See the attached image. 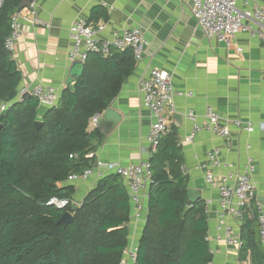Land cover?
<instances>
[{"label": "trees", "instance_id": "16d2710c", "mask_svg": "<svg viewBox=\"0 0 264 264\" xmlns=\"http://www.w3.org/2000/svg\"><path fill=\"white\" fill-rule=\"evenodd\" d=\"M23 0H3L0 9V102L18 89L21 74L5 47L11 17ZM131 50L92 54L83 76L68 86L58 106L40 114L34 97L22 98L0 115V264H122L129 245L132 206L122 177L98 181L73 212L48 205L53 198L74 201L76 188L64 184L94 166L98 131L89 125L117 98L133 73ZM42 125L37 127L36 123ZM152 185L139 241L137 264H211L206 203L188 202L189 177L179 133L172 127L150 158ZM241 260L264 264V245L253 206L244 216Z\"/></svg>", "mask_w": 264, "mask_h": 264}, {"label": "crops", "instance_id": "0c3cea01", "mask_svg": "<svg viewBox=\"0 0 264 264\" xmlns=\"http://www.w3.org/2000/svg\"><path fill=\"white\" fill-rule=\"evenodd\" d=\"M248 0H238L241 8ZM23 0L22 7H25ZM39 24L21 19L23 33L12 53L21 74L16 100L22 91L43 84L55 88L60 100L70 78L73 63L70 28L78 21L103 24L100 38H109L125 30L139 27L148 42L141 61L124 82L121 92L108 109L113 115H98L91 121L90 131H98L91 156L95 163H117L121 166L150 159V131L154 118L143 104L140 83L151 69L163 70L171 76L175 87L177 112L167 113L170 129L176 127L184 153V174L189 177L188 190L201 193L208 217L210 248L216 254L211 264H252L250 257L241 260L238 250L219 239L217 229L221 216L219 193L207 184L206 177L230 171L242 172L252 167L255 184L253 205L264 209V133H248L234 122L264 125V42L248 33H241L232 47L207 39L192 16V0H34ZM264 9V0H257ZM21 7V8H22ZM241 47L242 53L237 49ZM73 85V84H72ZM60 102V101H59ZM213 108L228 125L229 137L209 131L199 133L191 143L184 139L193 124L185 117L193 111L204 123L208 108ZM47 108L40 107L43 115ZM220 153L226 170L213 167L208 158ZM99 180L89 178L65 186L76 188L75 201L81 202L95 189ZM148 207V203H147ZM147 215V212L146 214ZM143 221H130V240L139 243L145 227ZM146 222V220H145ZM244 217H227L232 232L241 233Z\"/></svg>", "mask_w": 264, "mask_h": 264}, {"label": "built area", "instance_id": "2783aa9c", "mask_svg": "<svg viewBox=\"0 0 264 264\" xmlns=\"http://www.w3.org/2000/svg\"><path fill=\"white\" fill-rule=\"evenodd\" d=\"M192 16L197 27L203 35L210 40H216L227 47H232L239 34L248 33L253 37L259 38L264 42V9L257 0H248L243 9L239 6L238 0H192ZM3 0H0V9ZM21 19L28 20L33 25L39 24L40 19L35 2L17 10L11 17L12 31L5 41L6 49L13 53L15 45L23 33V27L20 24ZM105 30V25H92L85 21H78L70 28V39L72 47L69 51V61L71 63L85 64L89 56L99 54L103 57L110 56L112 51L131 50L136 61H141L143 51L148 42L143 30L139 27L125 30L112 37L101 39L99 36ZM242 53L243 49H237ZM140 92L143 96V104L150 111L154 118L151 126L150 158L157 152L162 137L170 131L167 113L177 112L175 100V87L171 76L163 70L151 69L147 76L141 80ZM30 94L34 97L40 107L47 109L58 106L60 101L59 93L55 88L37 85L31 90L22 91L21 95ZM23 98V97H22ZM21 100V99H20ZM19 100V101H20ZM18 102H0V115L6 114L9 108ZM187 120L193 124L191 133L184 139V142L191 143L195 137L203 132L209 131L219 137H229L230 130L228 125L222 120L213 108H208L204 123L198 122V117L193 111L185 114ZM92 123L97 125V117L92 119ZM235 127L243 129L248 133L255 130L264 133V125L255 127L253 124H247L241 121L234 122ZM218 151L209 155L213 167L228 169L229 165L221 162ZM252 167H248L242 172L230 171L229 174L216 177L209 173L206 177L207 184L218 191L221 216L217 229L219 239H223L227 246L240 252L243 245L241 233L232 232L226 224L227 217H244L248 214L253 217V203L255 198V184L252 179ZM183 172L185 170L182 168ZM116 174L122 177L127 193L130 197L132 206V218L137 222L147 220L148 214V193L152 185V164L149 160L140 161L126 167L117 163H104L97 161L93 167L86 169L82 175L70 176L67 183L74 184L79 180H88L96 178L100 180L107 175ZM79 205L80 202L70 201L68 199L53 198L48 205H55L59 209L66 208L71 204ZM79 203V204H78ZM257 220L259 224V234L264 245V209L262 206L255 207ZM207 241L210 238L207 236ZM138 246L135 241L129 239V245L125 252L122 264H137ZM214 257L215 249H211Z\"/></svg>", "mask_w": 264, "mask_h": 264}, {"label": "water", "instance_id": "95a60500", "mask_svg": "<svg viewBox=\"0 0 264 264\" xmlns=\"http://www.w3.org/2000/svg\"><path fill=\"white\" fill-rule=\"evenodd\" d=\"M34 0H26L24 6H27L29 3H32ZM84 70H85V64L83 63H80V62H77V63H74L73 66H72V69H71V74H70V78L67 82V87L68 86H71L72 84H74L77 80H79L83 74H84ZM18 96V91L15 90L14 92H12L10 94V96L7 98V102H13ZM23 98H26V97H31L30 94H24L22 96ZM113 110L112 109H107L105 111H102L100 112L99 115H103L105 113V115H113ZM37 127H40L42 125L41 122H37L36 123ZM0 128H1V125H0ZM187 195H188V202L190 204H195L197 203L199 200H201V193L200 192H197V191H192V190H188L187 192ZM79 208V206L77 204H72L71 207H70V210L68 212H66L64 214V216L59 220V224H62V225H69L70 223H72L74 221V216H73V212L75 210H77Z\"/></svg>", "mask_w": 264, "mask_h": 264}]
</instances>
